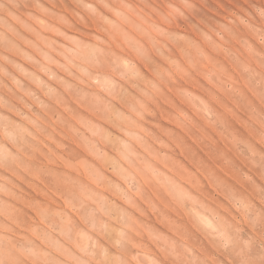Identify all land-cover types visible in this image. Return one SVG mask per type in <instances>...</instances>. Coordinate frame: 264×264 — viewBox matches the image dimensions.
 <instances>
[{"label": "rangeland", "instance_id": "374dc122", "mask_svg": "<svg viewBox=\"0 0 264 264\" xmlns=\"http://www.w3.org/2000/svg\"><path fill=\"white\" fill-rule=\"evenodd\" d=\"M263 178L264 0H0V264H264Z\"/></svg>", "mask_w": 264, "mask_h": 264}, {"label": "bare ground", "instance_id": "6f19581e", "mask_svg": "<svg viewBox=\"0 0 264 264\" xmlns=\"http://www.w3.org/2000/svg\"><path fill=\"white\" fill-rule=\"evenodd\" d=\"M256 172V171H255ZM264 179V178H263ZM263 181V180H262ZM229 195V194H228ZM189 218V217H188ZM165 223V222H164ZM173 225V224H172ZM173 227V226H172ZM174 228V227H173ZM81 239V240H80ZM80 240V241H79ZM79 243L82 241V238H79ZM82 243V242H81Z\"/></svg>", "mask_w": 264, "mask_h": 264}]
</instances>
